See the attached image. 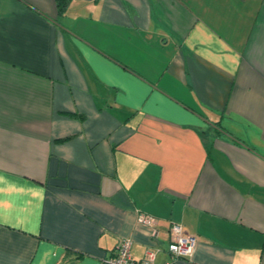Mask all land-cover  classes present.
<instances>
[{
  "label": "crops",
  "instance_id": "0c3cea01",
  "mask_svg": "<svg viewBox=\"0 0 264 264\" xmlns=\"http://www.w3.org/2000/svg\"><path fill=\"white\" fill-rule=\"evenodd\" d=\"M124 240L264 264V0H0V264Z\"/></svg>",
  "mask_w": 264,
  "mask_h": 264
},
{
  "label": "built area",
  "instance_id": "2783aa9c",
  "mask_svg": "<svg viewBox=\"0 0 264 264\" xmlns=\"http://www.w3.org/2000/svg\"><path fill=\"white\" fill-rule=\"evenodd\" d=\"M138 224L152 229L155 234V226L157 221L155 218L139 214L137 219ZM173 240L168 246V252L173 258H185L190 256L196 246V239L194 237L183 234L182 229L179 226H173L171 228ZM156 251H148L146 256L141 261H135L131 255V242L124 240L120 243L116 249V253L110 259H107L104 264H154ZM165 264H173L172 262H166Z\"/></svg>",
  "mask_w": 264,
  "mask_h": 264
},
{
  "label": "trees",
  "instance_id": "16d2710c",
  "mask_svg": "<svg viewBox=\"0 0 264 264\" xmlns=\"http://www.w3.org/2000/svg\"><path fill=\"white\" fill-rule=\"evenodd\" d=\"M69 2L70 0H56V7L59 14L63 12Z\"/></svg>",
  "mask_w": 264,
  "mask_h": 264
}]
</instances>
